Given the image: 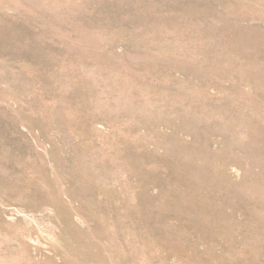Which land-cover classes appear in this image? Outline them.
I'll list each match as a JSON object with an SVG mask.
<instances>
[{"label": "rangeland", "instance_id": "rangeland-1", "mask_svg": "<svg viewBox=\"0 0 264 264\" xmlns=\"http://www.w3.org/2000/svg\"><path fill=\"white\" fill-rule=\"evenodd\" d=\"M0 264H264V0H0Z\"/></svg>", "mask_w": 264, "mask_h": 264}]
</instances>
